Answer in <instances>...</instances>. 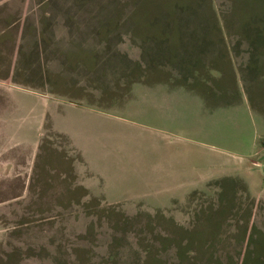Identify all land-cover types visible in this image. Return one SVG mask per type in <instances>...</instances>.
Returning <instances> with one entry per match:
<instances>
[{
    "label": "rangeland",
    "instance_id": "1",
    "mask_svg": "<svg viewBox=\"0 0 264 264\" xmlns=\"http://www.w3.org/2000/svg\"><path fill=\"white\" fill-rule=\"evenodd\" d=\"M0 264H264V0H0Z\"/></svg>",
    "mask_w": 264,
    "mask_h": 264
},
{
    "label": "crops",
    "instance_id": "2",
    "mask_svg": "<svg viewBox=\"0 0 264 264\" xmlns=\"http://www.w3.org/2000/svg\"><path fill=\"white\" fill-rule=\"evenodd\" d=\"M6 26H8V25H6ZM6 26H3V25L0 26V34H2V32H4V27H6Z\"/></svg>",
    "mask_w": 264,
    "mask_h": 264
}]
</instances>
